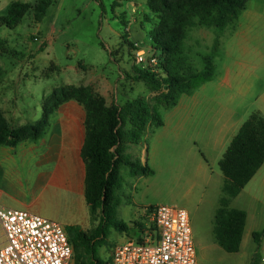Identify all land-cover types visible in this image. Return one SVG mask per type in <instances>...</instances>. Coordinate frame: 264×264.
Here are the masks:
<instances>
[{
  "label": "rangeland",
  "instance_id": "rangeland-1",
  "mask_svg": "<svg viewBox=\"0 0 264 264\" xmlns=\"http://www.w3.org/2000/svg\"><path fill=\"white\" fill-rule=\"evenodd\" d=\"M12 1L0 2V17L7 15L9 10L8 7L1 10L3 3L9 6ZM17 1L35 5L40 0ZM129 1L57 0L41 22L35 20L31 11L15 29L0 27V40L4 43L0 51L7 70V81L1 89H8L18 98L23 110L19 119L39 120L44 98L66 85L91 87L109 105H122L140 97L152 101L154 94L149 88L131 77L134 66H139V46L147 54L150 51L153 54L150 36L142 28V22L149 15L152 22L144 24L150 29L158 23V16L149 11L146 0H134L144 3L146 14H133ZM230 32L231 27L222 34L216 28L189 30L184 43L185 55L200 71L204 69L202 55L212 56L214 44L219 40L216 79L194 91L199 103L183 129L179 123L181 110L151 103L154 116L164 124L161 127L151 125L142 143L130 145L127 153L139 158L152 173L132 177L129 168L124 166L119 189L118 219L128 226L135 221L146 226L153 207L185 209L190 217L197 264H252L255 255L258 259L264 256V164L239 196L229 203V209L242 210L249 215L248 234L244 236L240 251H224L215 236L216 209L225 197L220 161L240 127L251 114L259 112L263 99L262 82L241 66L242 56L236 41L229 37ZM227 69L232 72L230 83L221 84ZM183 98V102L189 101V97ZM29 104L31 110L25 111ZM224 110L229 112L226 117L222 114ZM230 113L233 122L239 120L238 128L232 136H222L217 143L216 135ZM81 114L84 122L86 116L82 111ZM22 176L28 199H38L32 212L63 224L67 233L72 230V226H64L68 217L74 226L86 232L91 233L98 227L100 219L92 216L87 203L84 210L76 209L79 212L70 217L68 214L74 205L66 196L52 194L43 188L35 181V175ZM197 177L210 179L218 187L215 209L209 204L213 192L206 183L198 187ZM7 205L22 209L20 202L8 200ZM255 233L260 236L255 238ZM140 235L136 229L128 233L111 229L106 239L98 241L97 258L104 264H111L114 247L137 241ZM72 264H75L74 259Z\"/></svg>",
  "mask_w": 264,
  "mask_h": 264
},
{
  "label": "trees",
  "instance_id": "trees-1",
  "mask_svg": "<svg viewBox=\"0 0 264 264\" xmlns=\"http://www.w3.org/2000/svg\"><path fill=\"white\" fill-rule=\"evenodd\" d=\"M56 1L40 0L35 5L13 2L7 15L0 17V27L15 29L31 11L35 14V20L41 22ZM248 2L147 1L149 11L158 16V23L150 29L145 28V22H152V18L146 15L142 28L150 36V46L158 59V65L154 68L134 66V76L131 78L149 88L154 94L151 102L140 97L122 105H109L91 87L66 85L54 89L44 98L42 117L35 123L15 128L0 110V146H17L23 141L44 136L51 117L62 105L77 102L85 109L86 137L81 153L85 163V197L92 216L99 218L100 222L91 233L72 226L68 235L74 248L75 264H104L96 256L98 241L106 239L113 228L124 233L130 229L143 233V223L135 221L128 226L118 219L122 168L127 166L132 177L152 173L139 158L127 153L128 148L130 145H140L151 125L163 126V121L155 117L151 110L152 102L159 107L172 109L178 105L182 96L190 95L214 79L219 40L214 44L212 56L202 55L204 69L200 71L185 55L184 43L189 30L195 27L216 28L222 34L236 25ZM3 44L0 40V48ZM132 47L135 48L134 44ZM3 75L0 69V81ZM263 164L264 115L255 112L244 122L220 161V169L225 178V197L221 199V206L215 216V236L219 246L228 253L240 251L247 222V213L229 209V203L249 184ZM259 236L258 233L254 234L255 238ZM138 241H142L141 235ZM252 264H261V259L255 255Z\"/></svg>",
  "mask_w": 264,
  "mask_h": 264
},
{
  "label": "crops",
  "instance_id": "crops-1",
  "mask_svg": "<svg viewBox=\"0 0 264 264\" xmlns=\"http://www.w3.org/2000/svg\"><path fill=\"white\" fill-rule=\"evenodd\" d=\"M3 1L6 0H0V2ZM16 1L10 2L9 6L4 2L1 10L4 11L7 7L10 8V5ZM128 4L132 7L133 14H146L144 11V3L139 4L131 0ZM228 35L237 43L238 51L242 56L241 66L249 73H252L257 80L262 82L263 99L259 113L264 115V0H249L245 10L238 18L236 25L231 28V32ZM2 59V53L0 51V69L4 72L3 82L0 83V110L15 128H19L27 123L39 121L41 118L35 121H28L26 118H23V120L19 119V115L23 110L20 108L21 105H19L18 98L13 97L8 89H1L2 84L7 81L5 76L7 70ZM231 76V70L227 69L226 76L221 77V84L230 83ZM240 76L241 74H239ZM215 79L216 74L212 81ZM194 91L190 95H184L189 97V101L183 102L184 96H182L178 105L174 107L177 111L181 110L179 123L181 126L183 125L182 129L187 120L192 117V113L199 103L198 94L196 92L194 93ZM28 110H31L30 104L25 108V111ZM81 111L86 116L85 109L77 102L66 103L53 114L44 136L36 140L30 139L23 141L17 146H0V202L4 207L11 208L7 205L8 200L17 203L20 202L22 209H12L39 215L31 210L36 205L38 199L31 201L28 199L22 178V174H25L27 176L35 175L37 177H35V181L40 183L43 188H46L52 194L66 196L69 203L74 205L73 210L68 214L70 217L79 212L76 209H85V203H87L85 197V163L81 153L85 143L86 130L84 122L81 121ZM227 113H229L228 110H224L222 113L223 117L228 116ZM238 122L239 120L233 122V114L229 115L228 120L224 122L218 135H216V142L219 143L222 136H228V134L232 136L238 128ZM142 152L143 154L145 153L144 150ZM197 176L200 177V175ZM204 183L213 192L210 196L209 204L215 209L218 187L210 179H197L198 187H201ZM75 205L78 207L76 208ZM87 206L89 208L88 204ZM248 217L249 215H247L243 239L248 234ZM65 220V227L74 226L73 221L69 217ZM5 244L6 236L0 222V249Z\"/></svg>",
  "mask_w": 264,
  "mask_h": 264
},
{
  "label": "built area",
  "instance_id": "built-area-1",
  "mask_svg": "<svg viewBox=\"0 0 264 264\" xmlns=\"http://www.w3.org/2000/svg\"><path fill=\"white\" fill-rule=\"evenodd\" d=\"M151 52L147 54L139 46L140 67L158 65ZM0 222L6 236V244L0 249V264H72L73 245L59 222L6 208L1 202ZM141 240L116 245L111 264H197L190 217L185 209L153 207Z\"/></svg>",
  "mask_w": 264,
  "mask_h": 264
}]
</instances>
